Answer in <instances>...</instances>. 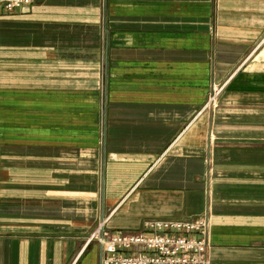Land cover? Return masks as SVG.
<instances>
[{
	"label": "crops",
	"instance_id": "obj_1",
	"mask_svg": "<svg viewBox=\"0 0 264 264\" xmlns=\"http://www.w3.org/2000/svg\"><path fill=\"white\" fill-rule=\"evenodd\" d=\"M199 218L211 264H264V0L0 6V264H101L104 220Z\"/></svg>",
	"mask_w": 264,
	"mask_h": 264
},
{
	"label": "built area",
	"instance_id": "obj_2",
	"mask_svg": "<svg viewBox=\"0 0 264 264\" xmlns=\"http://www.w3.org/2000/svg\"><path fill=\"white\" fill-rule=\"evenodd\" d=\"M27 3L29 0H0L8 12ZM102 224L90 239L102 249L101 264H211L207 218L156 221L149 224L150 231L137 235L110 234Z\"/></svg>",
	"mask_w": 264,
	"mask_h": 264
},
{
	"label": "rangeland",
	"instance_id": "obj_3",
	"mask_svg": "<svg viewBox=\"0 0 264 264\" xmlns=\"http://www.w3.org/2000/svg\"><path fill=\"white\" fill-rule=\"evenodd\" d=\"M212 87H214V86H212ZM212 87L208 93V100L202 108L204 113H206V112H213L214 113L216 110H218L220 108V104L222 102L224 93L226 92V89L228 88V85L222 86V88H221V86H218V87H216L217 89L212 88ZM109 92H110L109 91V85L107 84V81L106 80L102 81V83L100 85L99 92H98V99H99L98 127H99V144L100 145L105 143V135L104 134L106 132L107 111H108V107L110 104ZM102 223H100V225ZM100 225H99V227H100ZM99 227H98V229H99ZM98 229L96 231H94L92 233V235L94 233H96L98 231ZM107 232L112 234L110 231H108V229H107ZM92 235H91V237H92ZM210 240H211V235H210ZM93 242L98 244V242H96V241H93ZM100 249H101V247H100ZM101 252H102V249H101Z\"/></svg>",
	"mask_w": 264,
	"mask_h": 264
},
{
	"label": "bare ground",
	"instance_id": "obj_4",
	"mask_svg": "<svg viewBox=\"0 0 264 264\" xmlns=\"http://www.w3.org/2000/svg\"><path fill=\"white\" fill-rule=\"evenodd\" d=\"M105 224H106V221H104L102 225H104V226H105Z\"/></svg>",
	"mask_w": 264,
	"mask_h": 264
}]
</instances>
